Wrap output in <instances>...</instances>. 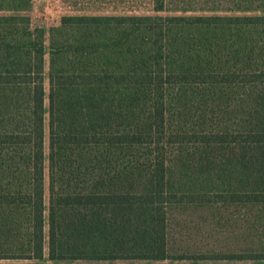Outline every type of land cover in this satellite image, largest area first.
<instances>
[{
	"label": "trees",
	"instance_id": "obj_1",
	"mask_svg": "<svg viewBox=\"0 0 264 264\" xmlns=\"http://www.w3.org/2000/svg\"><path fill=\"white\" fill-rule=\"evenodd\" d=\"M33 1L0 0V264H264V0L47 45Z\"/></svg>",
	"mask_w": 264,
	"mask_h": 264
},
{
	"label": "rangeland",
	"instance_id": "obj_2",
	"mask_svg": "<svg viewBox=\"0 0 264 264\" xmlns=\"http://www.w3.org/2000/svg\"><path fill=\"white\" fill-rule=\"evenodd\" d=\"M28 14L32 25L44 31L47 45L49 29L65 15H165L170 12L154 11L152 0H34ZM47 57L45 54L46 68Z\"/></svg>",
	"mask_w": 264,
	"mask_h": 264
}]
</instances>
